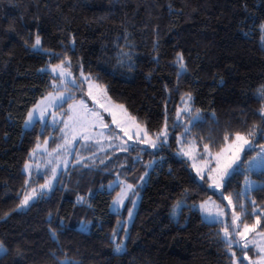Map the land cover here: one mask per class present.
Wrapping results in <instances>:
<instances>
[{
	"label": "trees",
	"instance_id": "1",
	"mask_svg": "<svg viewBox=\"0 0 264 264\" xmlns=\"http://www.w3.org/2000/svg\"><path fill=\"white\" fill-rule=\"evenodd\" d=\"M262 26L264 0H0V242L7 249L0 264H245L222 242V225L206 222L197 207L218 194L174 148L148 151L144 160L135 161L133 150L109 153L105 164L71 166L49 195L19 210L39 184L23 171L30 153L57 134L48 124L25 129L24 123L56 89L55 77L41 69L64 61L78 78L85 73L106 87L153 135L168 125L176 140L184 131L178 107L190 94L200 118L187 136L202 148L218 151L225 135L228 141L234 132L247 136L253 127L249 137L264 144ZM36 35L46 52L31 48ZM154 155L161 158L129 236L115 241L124 214L110 209L120 187L107 185L122 163L118 174L139 183ZM247 176L261 184L244 192ZM224 192L239 210L255 201L249 210H259L264 230V169H240ZM82 221L90 230L80 228ZM118 244L125 250L115 252Z\"/></svg>",
	"mask_w": 264,
	"mask_h": 264
},
{
	"label": "rangeland",
	"instance_id": "2",
	"mask_svg": "<svg viewBox=\"0 0 264 264\" xmlns=\"http://www.w3.org/2000/svg\"><path fill=\"white\" fill-rule=\"evenodd\" d=\"M57 65H63L65 71L63 76L59 74L60 69H57L56 72L52 71V68ZM43 69L55 77L53 84L56 89L47 93L31 108L30 112H33L34 120L26 126L27 116L24 128L30 129L37 122H41L43 125H50L53 130L57 128V134L52 133L49 135L30 153V160L25 164L23 171L27 174L29 181L35 179L39 184L25 195L31 196L32 199L27 206L19 207V210H26L39 198L49 195L58 186L63 171L74 165L95 166L105 164L107 159L112 157L108 155L109 153L111 155L127 154L134 150V160L138 161L144 160L148 151L155 153L174 148L177 156L186 159L190 163L200 181L206 180L208 185L212 184V180L208 176V167L215 165L214 157L219 150H213L208 146L210 155L205 154L197 141L187 136L191 125L200 118L199 115L193 113L192 96L191 99H188V96L185 97L178 107V120L184 123V131L177 134L176 140L173 141V132L166 125L163 130L166 131V136H159L158 139L157 136L160 133L151 134L148 128L133 116L125 105L111 99L106 87L97 83L88 74L84 73L81 78H78L64 61L50 62ZM89 92H91V95H89ZM145 132H147V136H145ZM257 137L258 135L254 138L247 136L254 146V150L249 154L248 146H245L244 151L240 154L241 159L237 161V164L243 165L241 169L246 171L264 169L259 167L250 168L244 159L247 156V160L251 161L253 157L264 150V144H260L255 140ZM227 142L231 143L232 139ZM153 143L156 147H152ZM172 143L175 144V147L172 146ZM160 158V155H154L146 162L147 170L139 183L136 184L129 182L124 175L118 174L123 170L122 167L127 165L126 163L119 164L120 172L107 185L108 191L117 186L120 187L110 209L114 213L124 214L118 230L112 235L113 240H122L123 242L127 240L130 227L134 222L142 200L143 190ZM201 176L204 177L203 180L200 179ZM38 178L42 181L39 182ZM45 184H48L49 187L41 189V186ZM260 184L259 181L247 176L244 192ZM128 185H132V188L129 189ZM225 185L226 183L221 188L209 186L218 196L212 195L197 205L203 219L208 223L215 222H209V219H206V214L199 208V205L205 201L209 202L208 207L213 211L216 210L215 205L223 209L226 214L232 211V205H229L228 200L224 198L231 197L225 194ZM33 189H35V192H33ZM122 193H126L123 203H114ZM232 201L233 205L236 206L235 211L240 213L233 198ZM182 205L183 201L179 202L173 209L172 216L174 218L178 217ZM129 212L132 214L131 218H129ZM240 215L245 222L243 213H240ZM220 219L224 220L225 224L229 222L228 215L220 217ZM254 224H249V226ZM84 227L87 231L90 230L89 226L84 224L80 226V228ZM240 230L242 231V227ZM229 231L232 232L233 228H229ZM244 244L248 246L242 249ZM232 252L236 254V262L242 259L245 264H264V230L260 228V224L255 226L254 231L248 232L243 237L236 235ZM3 253L0 252V254Z\"/></svg>",
	"mask_w": 264,
	"mask_h": 264
},
{
	"label": "snow or ice",
	"instance_id": "3",
	"mask_svg": "<svg viewBox=\"0 0 264 264\" xmlns=\"http://www.w3.org/2000/svg\"><path fill=\"white\" fill-rule=\"evenodd\" d=\"M264 28V26H262ZM42 40L39 35H36L34 38V43L31 45V48L34 51L39 52H45L47 51L42 46ZM183 54H178L177 62L179 63V67L182 71H187V67L185 65ZM57 69H60L59 74L63 76L65 74V71L63 69V65H57L56 67L52 68L53 72H56ZM41 71H45V69H41ZM70 75V73H68ZM83 75V74H82ZM87 79V78H86ZM89 95H91V92H89ZM260 97L264 99V90L261 91ZM188 99H191V95H188ZM39 107V105H37ZM35 111V110H33ZM264 111V110H262ZM260 114V113H258ZM261 119H264V115H261ZM34 116L33 112L28 113V119L26 121V126L33 122ZM255 134V128L253 127L252 130H250L247 133V136H252ZM145 136H147V132H145ZM159 136H166V131H162L157 138L159 139ZM233 139L231 143H228L229 137L225 135L223 137L225 143L223 147L220 148L218 152L215 154V165L208 167V176L209 179L212 180V184L209 185L213 188H221L224 186L225 183H228L230 186L231 178L234 176V174L239 171L243 165L237 164V161L241 159V152L244 151L245 146H248V153L250 154L254 150V146L250 143L249 139L246 135L241 134L240 132H234L232 134ZM260 138L264 139V129H260ZM152 147H156L155 143L152 144ZM203 150L205 154H209L208 145H203ZM187 154V153H185ZM202 158V157H201ZM245 161L249 164L250 168L253 167H259L264 168V150H262L256 157H253L251 161L247 160V156L244 157ZM235 165V167H234ZM27 167V166H26ZM200 179H204L203 176L200 177ZM49 185L45 184L41 186V189L48 188ZM129 189L132 188V185L127 186ZM33 192H35V189H33ZM223 195V194H222ZM239 193L237 194V201H239ZM126 197V193H122L121 196L118 198L117 201H114V203H123V199ZM228 200L229 205H232V211L230 213H225L223 209H220L218 205H215V211H213L211 208L208 207L209 202L205 201L203 204L199 205V208L203 210V212L206 214V219H209V222H215L220 223L223 226V236L221 237L222 242L227 245L228 249H231L233 243H234V237L236 235L245 236L248 232L254 231L255 226L260 224V212L257 211H250V208H255V201H251L249 206L246 208L244 204H239L240 213H243L244 217H254L255 218V224L252 226H249V224L245 223L241 219L240 213H237L235 211L236 206L233 205V201L231 197H224ZM32 199L31 196H25L22 205L20 207H25L29 204V201ZM80 200L82 201L83 198L81 197ZM129 218H131V212H129ZM225 215L229 216V222L225 224L224 220L220 219V217H223ZM239 221V223H237ZM85 222H81L83 225ZM242 227V231L240 230ZM229 228H233V231L230 232ZM82 230H86V227L82 228ZM53 239L56 238V233H52ZM237 244H239L238 241H236ZM247 244H244L242 246L243 248H247ZM123 245H116L115 252L120 253L124 251ZM7 249L4 247L3 243L0 242V252H6ZM243 254V253H242ZM235 253H233V256Z\"/></svg>",
	"mask_w": 264,
	"mask_h": 264
}]
</instances>
